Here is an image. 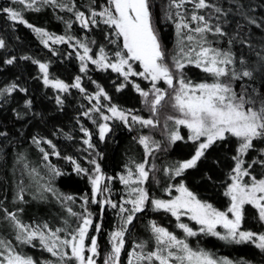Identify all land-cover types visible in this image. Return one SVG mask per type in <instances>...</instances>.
<instances>
[{
  "label": "trees",
  "instance_id": "1",
  "mask_svg": "<svg viewBox=\"0 0 264 264\" xmlns=\"http://www.w3.org/2000/svg\"><path fill=\"white\" fill-rule=\"evenodd\" d=\"M63 2L70 7L74 2V11H82L87 16L90 6L99 11L100 5L106 0H95L94 4L92 0ZM195 2L198 0L186 2L177 9L172 0H148L151 22L165 54V63L173 68V57L181 56L180 38L176 31V23L180 22L181 17L189 24V29L203 27L206 23L211 30H206L203 34L189 29L182 30V36L195 37L192 42L184 39V52L196 46L197 41H206L205 47L228 53L232 63L226 65L228 75L220 77V82L230 84L237 95L245 93L257 102L264 99V0H205L208 7L200 9L194 7ZM37 6L40 11L25 9L22 5L13 4L12 0H0V10L5 7L20 10L27 24L42 28L49 34L95 40L96 43L90 45L93 53L97 52L101 45L110 56L117 50L115 45L109 44L104 38L108 31L107 26L101 24L89 31L83 29L76 21L74 11L61 10L50 4ZM177 12L180 13L179 16L176 15ZM193 14L203 16L204 20L192 21ZM69 22L71 28L68 27ZM217 28L220 29L219 33L216 32ZM0 40L4 41V47L0 48V89L13 83L18 86L11 94L0 96V239L10 243L16 252L31 256L37 264L42 261L56 262L58 259L41 247L39 238L34 239L32 244L17 241L16 229L12 222L5 218L4 209L9 213L15 212L24 224L35 227L47 223L50 229L55 230L69 225L75 228L79 222L78 216L84 213L86 207L88 212L92 213L93 219V226L90 227L88 235L97 237L100 253L97 264H103L104 257L110 251L108 235L118 225L120 215L118 208L91 203L90 177L94 174V165L90 161L95 160L100 165L105 177L114 178L110 182L107 179L104 181L111 192L98 194L97 200L103 201L108 197L119 205L122 203V197H126L127 191L118 176L126 175L128 167L134 168V163L145 160L144 147L139 143L141 136H149L160 144V149L154 150L151 156L147 157L146 168H151L154 164L156 169L149 173V180L144 186L151 197L168 199L163 189L169 183L175 184L183 180L201 201L211 203L219 210H226L229 199L224 196V192L227 184L231 183L229 173L235 164L232 157L237 154L236 138L228 137L226 140L217 141L205 151L196 167L186 170L182 177L170 181L164 175L163 169L176 161L190 159L197 145L187 140L188 131L185 128H181L183 140L174 144L169 142L168 131L163 126L167 95L153 115L143 104L141 95L132 84L129 83L117 91V87L124 83V80L111 69H99L89 62L87 72L81 73V62L76 55L78 47L70 46V43L75 45V39L70 43H51L45 47L32 28L10 20L3 11H0ZM9 59H13L12 64L6 63ZM33 60L49 65V79H58L71 85L75 78L80 76L81 85L86 92L81 93L76 88L60 92L45 85L39 66L33 63ZM135 67L136 71H140L138 65ZM245 70L252 73L251 77L241 76L235 80L232 78L233 71L239 75ZM173 75H177L175 69ZM183 75L184 79L192 83L213 82L211 75L189 63L185 65ZM130 80L138 83L144 91L151 88V82L139 76L130 77ZM97 85L110 97V100L100 98L101 112L110 116L107 107L115 105L118 109L130 113L127 124L117 118L104 121L100 113L94 111L89 112L88 116L84 115L97 104L96 100L89 101L86 98L98 91ZM57 96L62 100V104L57 103ZM131 115L143 119L154 118L158 127H144L131 121ZM102 123H107L110 128L103 140L99 137V125ZM82 128L90 134L91 148L84 143L89 137L85 136ZM34 138L40 141L39 145L34 143ZM47 141H51V144ZM261 148H264V141H254V148L244 157L245 161L251 163L258 157V150ZM41 149L49 153L47 161L43 159ZM54 152L59 155L53 154ZM72 161L87 172L77 173ZM49 166L58 170L60 175L51 172ZM33 169L36 171L33 172ZM250 171L257 179L264 177V168L259 164L253 165ZM248 179L245 177V182H248ZM46 187H51L55 194L45 191ZM175 194L173 192V195ZM21 195L23 200L19 199ZM67 196H72L73 200H66ZM84 197L89 199L86 206L83 205ZM69 209L77 216H73ZM152 221L179 239H185L183 230L177 227L175 217L163 211H154L149 203L143 212L136 214V218L128 226L121 264H127V252L134 243L146 241V251L154 250L155 240L150 230ZM180 222L188 224L195 231L200 227L186 217ZM95 224L101 225L99 232L95 231ZM242 230L264 232V224L259 222L256 210L250 205H246L244 209ZM60 235L63 237L65 233L61 232ZM186 242L193 250L202 249L217 260L226 258L232 261V264H264V252L251 243H229L204 233L187 237ZM86 244H90V240L86 239ZM68 264H74V261H68Z\"/></svg>",
  "mask_w": 264,
  "mask_h": 264
},
{
  "label": "snow or ice",
  "instance_id": "2",
  "mask_svg": "<svg viewBox=\"0 0 264 264\" xmlns=\"http://www.w3.org/2000/svg\"><path fill=\"white\" fill-rule=\"evenodd\" d=\"M186 2H193V0H178V2L172 0L177 9ZM12 3L22 5L23 8L33 11H40L38 4H50L69 12H73L75 7L74 2L70 7L63 0H12ZM92 3L94 4L95 0H92ZM194 7L200 9L208 7V5L205 0H198L194 3ZM0 11L6 13L10 20L26 24L27 27L32 28L41 38V43L45 47H48L49 41L53 44H60L70 43L75 39V45L70 43V46L82 49V54L76 53L81 62L80 72H87L89 62L99 69H111V71L122 76L124 80V83L117 87V91L130 83L136 92L145 97V102L148 103L149 92L144 91L138 83L130 80V77L139 76L150 81V91L153 96L150 101V109L153 115L156 114L158 106L168 95L166 89L157 87L158 82L163 81L168 89L172 90L173 103L171 106L179 115L168 116L167 118L169 121H173L175 125L174 129L168 133V140L172 144L183 140L184 137L179 131L180 126H183L188 130L187 140L197 146L190 159L176 161L163 169L168 180L174 181L182 177L186 170L196 167L205 151L217 141L226 140L228 137H234L238 141L237 154L232 157L235 164L229 173L231 183L227 184L224 192V196L229 199V204L223 211L211 203L201 201L196 194L189 190L183 180L175 184L169 183L163 189L168 199L150 196L144 185L149 180V173L156 169L154 164L151 168H146L147 157L151 156L154 150H159L160 144L153 141L149 136L139 137V143L143 145L145 150L144 162H133L134 168L128 167L126 175L118 176L120 183L125 186L127 191L126 197H122V203L119 205L108 197H105L103 201L97 200L98 194L103 195L111 192L104 181L107 179L110 182L114 178L105 177L101 172L100 165L95 160L90 161L94 165V174L90 177L92 185L91 203L107 204L114 209L118 208L120 215L118 225L108 235L110 251L104 257L103 264H121V254L125 250V238L129 231L128 226L132 224L136 214L143 212L149 203L154 211H163L175 217L178 222L177 227L183 230L185 239H179L175 234L152 221L150 222V230L155 240L154 250L146 251L148 246L146 241L134 243L131 250L127 252V264H232V261L226 258L217 260L212 254L202 249L193 250L186 242V238L197 236L198 233L215 236L229 243H251L264 252V232L242 230L246 205H250L256 210L259 222L264 224V177L257 179L250 171L256 164L264 168V148L258 150V157L254 158L251 163H247L244 159L249 151L254 148V141H264V99L257 102L256 99L246 96L245 93L237 95L230 84L220 82V77L228 75L226 68L221 65L232 63L228 53H221L211 47H205L206 41H197L196 46L184 52V39L192 42L195 37L193 35L182 36V30L189 29V24L181 17L180 22L176 23L177 36L180 38L181 56L180 58L173 57V68H170L165 63V54L151 22L148 0H106L104 4L100 5L99 11L90 6L87 16L82 11H74L76 21L83 29L91 31L92 28H98L101 24L107 26L108 31L104 38L109 44L115 45L117 48L111 56L106 52L103 45L99 46L98 51L93 53L90 45L95 44V40L54 36L42 28L27 24L20 10L5 7ZM176 15L179 16L180 13L177 12ZM191 20L203 21L204 17L193 14ZM71 26V22H69L68 27L71 28ZM189 30L203 34L206 30L210 31L211 29L205 23L203 27L198 26ZM216 32L219 33L220 29L217 28ZM2 47H4V41L0 40V48ZM13 59L7 60L6 63L12 64ZM24 59L30 58L24 57ZM33 63L38 64L45 85H50L60 92H68L69 88H76L81 93L86 92L81 85L80 76H77L75 82L69 85L58 79H49L48 64L35 60ZM186 63H194L196 67L211 75L213 82L193 84L190 80L186 81L183 75ZM134 64L138 65L141 70L136 71ZM173 69L177 73L175 77ZM251 75L252 73L247 70L239 75L235 71L232 72L234 80L240 79L241 76L251 77ZM93 83L95 82L93 81ZM17 88L18 86L13 83L4 89H0V96L5 93L11 94ZM97 89L98 91L94 95L86 96L89 101L96 100L97 104L93 105L84 115L88 116L89 112L94 111L100 113L101 119L104 121L117 118L127 124L130 113L118 109L115 105L107 107V111L111 113L110 116L101 112L100 98L110 100V97L99 85H97ZM19 90L25 91L24 89ZM57 103L62 104L59 96H57ZM131 121L144 127H155L158 123L153 119H143L136 115H131ZM165 127L167 128V123ZM81 130L85 136L89 137V139L84 140V143L91 148L90 134L86 129L82 128ZM108 131L110 128L107 123L99 125L101 140L104 139ZM34 143L39 145L40 141L34 138ZM47 143L51 144V141H47ZM41 152L43 159L47 161L49 153L44 152L43 149ZM53 154L59 155L56 152ZM68 159L71 160V157ZM72 163L75 164L77 173L87 172L75 161ZM246 163L247 167H245ZM49 168L55 175H60V172L54 167L49 166ZM32 171L35 172L36 170L33 169ZM245 177L249 178L248 182H245ZM44 190L55 194L51 187H46ZM173 192L176 194L173 195ZM19 199L23 200V196H19ZM65 199L73 200V197L67 196ZM88 203L89 199L84 197L83 205L86 206ZM126 205H130V207H126ZM4 211L6 213L5 218L10 220L16 229L17 241L23 244H32L34 239L39 238L41 247L53 257L58 258L56 262L42 261L40 264H68V261H74V264H97V258L100 255L99 246L97 237L88 235L90 227L93 226V219L92 213L88 212L86 207L84 213L78 216L79 222L75 228H71L69 225L66 228L55 230L50 229L47 223L35 227L24 224L15 212L9 213L7 209ZM69 212L73 216H77L71 209ZM182 216H187L189 220L199 225L198 231L193 230L188 224L180 222ZM65 224L67 225V221ZM218 226L224 231H217ZM94 227L96 232L101 230L100 224H95ZM61 232H64L65 236L62 237ZM86 239L90 240V244H86ZM69 249L70 252L67 251ZM86 253L88 254L86 255ZM0 264H37V261L31 256H24L16 252L10 243L0 239Z\"/></svg>",
  "mask_w": 264,
  "mask_h": 264
},
{
  "label": "rangeland",
  "instance_id": "3",
  "mask_svg": "<svg viewBox=\"0 0 264 264\" xmlns=\"http://www.w3.org/2000/svg\"><path fill=\"white\" fill-rule=\"evenodd\" d=\"M38 5H41V4H38ZM44 6V5H43ZM41 39V38H40ZM52 42L51 41H49V45L51 44ZM77 52H80L81 54H82V49H77ZM222 58V57H221ZM187 64V63H186ZM185 64V65H186ZM193 65H195L194 63H192ZM135 66H137L136 64H134V68H135V70H136V68L137 67H135ZM222 67H226V65H221ZM140 69V68H139ZM201 69V68H200ZM141 70V69H140ZM202 70V69H201ZM177 76V75H176ZM175 77V76H174ZM186 80V79H185ZM187 81V80H186ZM174 83H175V81H174ZM193 84H198V83H193ZM226 84V83H225ZM50 86V85H49ZM157 87H159V88H161V89H166L167 91H168V95H167V98H168V100H167V102L165 103L166 104V108L167 109H165L164 110V113H163V120H164V123H163V126L165 127V124L167 123V128L165 127V129H166V131H168V133L169 132H171L173 129H174V127H175V125H174V123H173V121H169L167 118H168V116H178L179 115V113H177L173 108H172V103H173V101H172V95H173V93H172V90L170 91V89H168V86L163 82V81H160V82H158V84H157ZM55 90H57V89H55ZM151 88L150 89H148V90H145V91H148L149 92V97L147 98V100H148V103H146L145 102V97H143V96H141L142 97V101H143V104L151 111V109H150V101L153 99V96H152V94H151ZM111 114V113H110ZM149 119H153L154 121H156L157 122V120L156 119H154V118H149ZM152 127V126H151ZM155 127H158V123L156 124V126ZM155 127H152V128H155ZM181 128H184L183 126H180V128H179V131H180V134H181ZM186 129V128H185ZM187 130V129H186ZM188 131V130H187ZM108 133V132H107ZM106 133V134H107ZM105 134V135H106ZM203 139V138H202ZM145 186V185H144ZM129 207H130V205H129ZM184 217H186V218H188L187 216H182L181 217V219L182 218H184ZM217 231H220V232H223L224 231V229H222L221 227H217ZM67 251H69L70 252V249L69 250H67ZM57 258V257H56Z\"/></svg>",
  "mask_w": 264,
  "mask_h": 264
}]
</instances>
